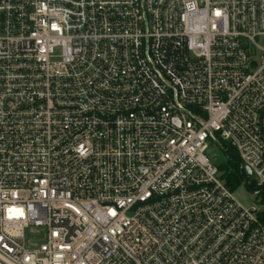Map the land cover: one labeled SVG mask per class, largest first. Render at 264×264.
I'll use <instances>...</instances> for the list:
<instances>
[{"label": "built area", "instance_id": "built-area-1", "mask_svg": "<svg viewBox=\"0 0 264 264\" xmlns=\"http://www.w3.org/2000/svg\"><path fill=\"white\" fill-rule=\"evenodd\" d=\"M208 141L264 187V0H0V264H264Z\"/></svg>", "mask_w": 264, "mask_h": 264}, {"label": "trees", "instance_id": "trees-1", "mask_svg": "<svg viewBox=\"0 0 264 264\" xmlns=\"http://www.w3.org/2000/svg\"><path fill=\"white\" fill-rule=\"evenodd\" d=\"M224 151L227 156V161L219 164L218 169L225 184L229 189L234 191L245 183L253 192L256 190L259 191V195L262 196V203L264 204V187H257L255 182L251 181L240 168V156L236 148L225 144ZM259 218L264 222V210L260 211Z\"/></svg>", "mask_w": 264, "mask_h": 264}, {"label": "rangeland", "instance_id": "rangeland-1", "mask_svg": "<svg viewBox=\"0 0 264 264\" xmlns=\"http://www.w3.org/2000/svg\"><path fill=\"white\" fill-rule=\"evenodd\" d=\"M207 154L211 158L212 162L219 165L225 163L227 161V156L216 142L208 141ZM251 181H254V178H250ZM234 197L239 201L242 205L246 207L255 206L258 209L264 210V204L262 203V196L257 195L255 192L249 189V187L244 183L236 190L233 191ZM36 228L33 230L26 231V238L31 242H40L41 235Z\"/></svg>", "mask_w": 264, "mask_h": 264}, {"label": "water", "instance_id": "water-1", "mask_svg": "<svg viewBox=\"0 0 264 264\" xmlns=\"http://www.w3.org/2000/svg\"><path fill=\"white\" fill-rule=\"evenodd\" d=\"M246 174H247L248 177H252L253 176V172L248 167L246 168Z\"/></svg>", "mask_w": 264, "mask_h": 264}]
</instances>
